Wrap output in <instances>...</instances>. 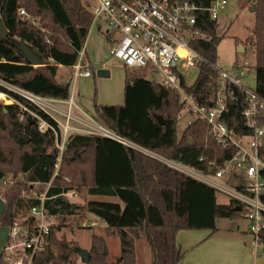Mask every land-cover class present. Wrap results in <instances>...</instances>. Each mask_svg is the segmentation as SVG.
<instances>
[{
	"label": "trees",
	"instance_id": "1",
	"mask_svg": "<svg viewBox=\"0 0 264 264\" xmlns=\"http://www.w3.org/2000/svg\"><path fill=\"white\" fill-rule=\"evenodd\" d=\"M192 1L209 7L215 0ZM252 1L256 23L247 42L255 53V90L264 97V0ZM20 9L26 15H21ZM196 16V27L209 39L195 40L192 45L205 61L199 64L195 81L187 84L183 79L182 86L200 105L210 106L220 87L215 66L217 47L225 34H219L218 19H212L209 12L199 11ZM0 18L8 30L7 36L0 38V80L44 97L69 99L71 84L58 82V66L76 64L93 24V11L83 0H0ZM18 42L28 43L42 57L41 64H30ZM0 91L60 129L49 114L17 92L1 83ZM182 105L178 91L147 79L140 70L127 69L124 103H96L94 108L103 125L143 150L102 135L72 132L66 138L61 168L55 175L59 152L53 130L42 131L38 120L16 103L0 104V181L9 175L18 179L0 193L6 205L0 225L12 227L19 214L26 216L40 203L33 183L51 182L44 203L60 224L77 220L82 228L80 221L90 214L106 224L105 235L92 237L88 264H139L136 242L141 238L151 248L150 264H180L184 255L176 241L180 230L215 232L217 219H235L243 214L236 210L238 202L219 203L215 188L162 160L208 174L235 153V148H223L215 141L205 121L196 120L179 134ZM245 105V98L235 88V96L229 99L228 110L222 115L229 128L242 135L251 133L243 117ZM24 136L30 141L26 142ZM260 154L264 160V147ZM260 173L264 179V169ZM65 175L72 182L66 183ZM230 182L243 189L241 174L234 173ZM74 187L86 199L83 203L65 196ZM89 196H112L119 201ZM60 224L52 226L49 246L35 255V264H75V245L57 236ZM109 236H118L121 247L112 261L108 260ZM259 236L264 249V229ZM0 251V264H8L5 251Z\"/></svg>",
	"mask_w": 264,
	"mask_h": 264
},
{
	"label": "built area",
	"instance_id": "2",
	"mask_svg": "<svg viewBox=\"0 0 264 264\" xmlns=\"http://www.w3.org/2000/svg\"><path fill=\"white\" fill-rule=\"evenodd\" d=\"M95 3L93 24L99 25L100 28L102 24L107 26L105 33L111 40V56L121 60L130 70L142 71L147 79L178 91L183 103L179 119L188 116L187 126L196 120L207 122L210 135L220 146L235 148L231 159L225 161L216 171L210 170L208 174L201 171V174H198L190 167L175 161L162 160L216 190L229 194L231 200L239 203L243 215L250 223L253 244L259 245V235L264 229V179L260 173L264 169V160L260 154L261 148L264 147V97L255 88L243 85L242 79L233 72L224 71L217 66L215 69L219 74L220 87L214 105H200L182 86L183 79L187 83V74L197 72L199 64L205 61L192 45L195 40L209 39L206 33L196 27L197 12L207 11L212 19H218L228 1L215 0L209 7H201L192 0H95ZM20 14L26 15L25 10L20 9ZM85 53L84 45L76 64L72 67L75 79L93 75L90 65L84 62ZM14 88L13 91L49 114L59 127H62L58 130L42 116L24 106L38 120L42 131L47 128L53 130L59 152L58 159H61L66 138L72 132L102 135L127 146L142 149L98 122L95 115L76 116L73 113L75 103L72 97L66 100L49 98ZM235 88H238L245 98L243 117L251 131L249 134H237L222 118L228 110L229 99L235 96ZM2 93L4 97L8 95ZM4 97L0 98V102ZM60 104L67 105V108H61ZM56 114L63 115L65 121L62 122ZM200 160H203V157H200ZM57 173L55 171V175ZM234 173L241 174L243 189H230L221 182L223 179L230 180ZM33 184L34 194L40 203L31 207L23 219L10 227L7 246L0 249L10 253L6 258L8 264H35V255L48 248L51 228L57 225L55 216L50 214L44 203L48 198L47 191L51 182ZM65 196L70 199L76 197L77 193L68 192Z\"/></svg>",
	"mask_w": 264,
	"mask_h": 264
},
{
	"label": "rangeland",
	"instance_id": "3",
	"mask_svg": "<svg viewBox=\"0 0 264 264\" xmlns=\"http://www.w3.org/2000/svg\"><path fill=\"white\" fill-rule=\"evenodd\" d=\"M227 1L228 4L226 8L218 18L219 34H225V36L217 47L218 57L216 66L224 71L233 72L235 76L242 79V83L246 87L255 88V53L253 46L247 42V38L253 34L256 23L255 11L252 9L253 5L255 4L252 0ZM83 3L89 8L90 11L95 10V0H83ZM106 29L107 26L105 24H102L101 29L98 28V25L92 24L89 35L85 42L87 63L90 65L93 75L88 78L76 79L72 75V81L70 83L71 90L73 87L77 89V103L80 104L84 111L90 115L92 114L91 108H93L94 104L96 103L120 104L124 101L125 73L128 68L121 60L111 56V40L110 37H108L105 33ZM240 46H242L243 49H241ZM99 70H106L108 71L109 75L100 76L98 74ZM68 76H70V74L68 71H66V69H60V80H64V77L67 79ZM196 77L197 72L187 74V83L192 84ZM0 83L9 87L10 89H15L13 86L3 82L2 80H0ZM15 103L18 104L22 110H26L22 103L8 95H5L4 99L0 102L1 105H12ZM65 107H67V105H65ZM74 110L78 109L75 107ZM56 115L62 122L65 121V117L63 115ZM95 117L97 121L100 122L97 115H95ZM188 118L189 117L186 116L180 120L178 124L179 134H181L185 128ZM60 129H62V127H60ZM57 161L58 162L55 171L59 173L62 157ZM232 166L233 165L231 164L230 167ZM190 169L198 174H201V172L197 169ZM63 177L66 183L72 182V178L70 176L65 175ZM17 178H21V175H18ZM16 180L18 179L13 178L12 175H9L5 181H0V193L3 192L7 184H12ZM221 182L230 189L234 188L233 184L228 179H223ZM73 192L77 193V196L70 198L72 201L83 203L86 200L81 197L78 187H74V189L70 191V193ZM217 198L219 203H226L229 201V199H231V196L217 190ZM114 200L117 201L118 198H114ZM24 217L19 214L16 222L20 221ZM94 220L97 221V225H93ZM56 223L57 225L60 224L58 220H56ZM83 223H85V226H83ZM233 223L240 224L243 228H246L247 223L249 222L242 216L235 219L219 218L217 220L219 232L221 234H228L231 232V230L226 225H231ZM78 224L79 223L77 220L64 221L62 224H60L61 226L59 230H57V236H64L65 239L72 242L75 247L79 246L83 249L90 250L93 235H105L106 224L94 214H90L85 220L80 221L82 228L79 227ZM136 245L138 256L137 262L139 264H150L152 261V251L148 242L145 240V238H141L137 241ZM107 246L109 250L108 260L112 261L117 258L121 251L119 237L109 236V238H107ZM262 251H264V249L260 247L259 252L261 253ZM9 255L10 253L5 251L4 257L7 258ZM72 259L75 264H83V261L78 254L72 257Z\"/></svg>",
	"mask_w": 264,
	"mask_h": 264
},
{
	"label": "crops",
	"instance_id": "4",
	"mask_svg": "<svg viewBox=\"0 0 264 264\" xmlns=\"http://www.w3.org/2000/svg\"><path fill=\"white\" fill-rule=\"evenodd\" d=\"M253 11H255V9ZM98 28L101 29L99 25ZM85 61L87 62L86 53ZM60 69H66V71L69 72L70 76H68L67 79L64 77V80H60ZM72 75V67H66L63 65L58 66V72L56 76L58 82L62 84L68 82L71 83ZM76 92L77 89L73 87L70 97L73 98V101L75 103L74 108L76 107L78 109L74 110L73 108V113L76 116L84 117L85 114L89 113L85 112L82 106L77 103ZM60 106L63 109L67 108L65 107V104H61ZM91 112V115H96L94 107L91 108ZM73 124L77 125L76 123ZM114 198L117 197L89 196V199H101L102 201H116L114 200ZM117 201H119V199ZM230 201L231 199H229L228 202L222 204H228ZM241 216L246 218L243 214ZM84 224L85 223H83V226H85ZM93 225H97L96 220L93 221ZM249 225L250 223H247L246 228H243L240 224L236 223L226 225L231 230V232H229L228 234H221L219 232L218 224L217 230L215 232H212L211 230H180L176 236L177 244L182 248L184 252L180 264H264V251H262L261 253L259 252L260 247L263 248V246L260 243L257 246L253 244ZM107 238L109 237H106V239Z\"/></svg>",
	"mask_w": 264,
	"mask_h": 264
},
{
	"label": "water",
	"instance_id": "5",
	"mask_svg": "<svg viewBox=\"0 0 264 264\" xmlns=\"http://www.w3.org/2000/svg\"><path fill=\"white\" fill-rule=\"evenodd\" d=\"M255 7H253V10ZM8 30L6 29L3 20L0 18V38L3 39L7 36ZM18 48L24 53L27 61L32 65H39L42 62V57L26 42H18ZM243 49L242 46H240ZM98 74L100 76H108L109 73L106 70H99ZM26 142L30 141L28 136H24ZM34 149V148H33ZM5 200L0 195V216L5 212ZM236 210L241 211V207H236ZM9 232L10 226L0 225V249H3L7 246L9 240ZM76 253L80 256L81 260L84 264H88L90 262L91 253L89 250L83 249L79 246L75 247Z\"/></svg>",
	"mask_w": 264,
	"mask_h": 264
},
{
	"label": "bare ground",
	"instance_id": "6",
	"mask_svg": "<svg viewBox=\"0 0 264 264\" xmlns=\"http://www.w3.org/2000/svg\"><path fill=\"white\" fill-rule=\"evenodd\" d=\"M0 95H2V96H0V98L4 97V96H3L4 94H3V93H1V92H0Z\"/></svg>",
	"mask_w": 264,
	"mask_h": 264
}]
</instances>
